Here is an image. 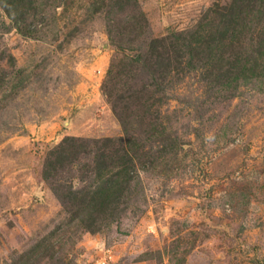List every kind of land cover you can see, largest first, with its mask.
Segmentation results:
<instances>
[{"label":"rangeland","instance_id":"1","mask_svg":"<svg viewBox=\"0 0 264 264\" xmlns=\"http://www.w3.org/2000/svg\"><path fill=\"white\" fill-rule=\"evenodd\" d=\"M232 1L0 0V264L263 261L264 12L218 44Z\"/></svg>","mask_w":264,"mask_h":264},{"label":"trees","instance_id":"2","mask_svg":"<svg viewBox=\"0 0 264 264\" xmlns=\"http://www.w3.org/2000/svg\"><path fill=\"white\" fill-rule=\"evenodd\" d=\"M244 1H246V2H244ZM263 1L264 0H234V2L232 1L229 5L223 7L221 9V13L219 14L220 16H216V25L222 29V30L221 29L216 30L215 39H216V41H218V44H222L224 42L223 38H225L226 34H229L231 38H235V37H237V35H239V34L241 35L246 28L250 27V22H254V19L250 18L249 21H247V20L249 19V17H255V14L258 12H260V13L264 12V2ZM248 14H249V17H248ZM183 35H185V34H180V33H176V32L170 33L171 38H175L176 40L180 39L182 41V43H184L185 41H189V44L187 43V45H190L191 43H193L194 46L191 49L201 48L202 45H204V43H207V42H204L203 39H201L200 35H198L197 38L192 37L190 40H187L186 38L191 37V36H187L183 39V37H184ZM209 35H210L209 36V40H210V38L212 37L213 34H209ZM259 37H260V40L257 39L256 36L253 38L251 37V41L249 43V46L250 45L252 46L251 42H253V44L256 41H260V42L264 43V33H262V36L258 35V38ZM207 40H208V38H207ZM216 41H214V43H212L210 45V47H206V49H208V51H211V49H216ZM255 48L263 49L264 45L261 47L257 43ZM60 148H61V146L59 148H57L59 150H58L57 156L55 157L54 164H55V162L57 164H60L63 157H66L67 154H69V153H70V155L72 154L71 150L69 152L67 149L62 150ZM64 152H66V155ZM63 194H66V193L63 192ZM62 197H64V198L66 197L70 200L72 199V201H76V204H79V205H80V202H82V200L75 199L76 197L75 196L73 197V195H71L70 192H68V194H66V196H62ZM90 200L94 201V199L89 197L88 203L91 202ZM96 201H98V202H96V205H98L97 203L108 202L107 198L104 200H98L96 198ZM67 214L69 215L71 213H67ZM80 215H81V213H80ZM252 262H253V264H263L264 259L261 263H259L258 261H255V260H253Z\"/></svg>","mask_w":264,"mask_h":264}]
</instances>
